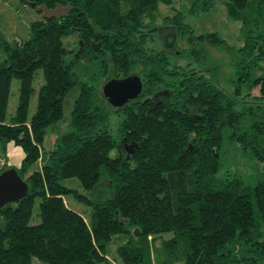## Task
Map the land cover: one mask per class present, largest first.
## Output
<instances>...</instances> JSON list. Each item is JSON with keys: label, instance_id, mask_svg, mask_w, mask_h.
Segmentation results:
<instances>
[{"label": "trees", "instance_id": "trees-1", "mask_svg": "<svg viewBox=\"0 0 264 264\" xmlns=\"http://www.w3.org/2000/svg\"><path fill=\"white\" fill-rule=\"evenodd\" d=\"M27 1L70 9L30 22L25 40L8 44L0 36V148L21 149L15 168L28 187L25 198L0 209V264H30L32 257L47 264H264V70L253 73L264 61V0H219L226 16L241 23L233 94L203 70L170 67L165 50L146 46L158 3L171 0ZM186 1L195 14L215 0ZM162 23L175 39L203 45L189 48L194 60L206 58L207 46L228 50L216 33L195 35L178 11ZM71 34L76 44L68 53L63 38ZM79 62L96 65L87 81L77 76ZM37 69L43 82L26 121ZM132 74L140 93L120 107L92 84ZM12 78L18 101L5 124ZM72 89L70 129L44 149L45 130L62 119ZM111 112L121 115L114 133ZM224 138L261 163L256 179L219 173ZM72 178L107 194L86 197L59 182ZM65 195L89 205L87 222ZM36 198L38 222L30 224ZM116 237L121 242L110 254L106 246Z\"/></svg>", "mask_w": 264, "mask_h": 264}, {"label": "rangeland", "instance_id": "rangeland-1", "mask_svg": "<svg viewBox=\"0 0 264 264\" xmlns=\"http://www.w3.org/2000/svg\"><path fill=\"white\" fill-rule=\"evenodd\" d=\"M188 4L186 0H171L168 5L162 2L158 3V13L155 21V34L153 39L148 41L146 46L154 50H165L169 66H179L182 68H196L203 70V74L218 87L222 88L225 92L233 94L235 70L233 62L237 57V50L242 45L241 23L240 21L229 19L226 16L225 4L214 1V5L206 12H199L195 14H188ZM178 11L183 15V21L189 25L195 35L205 33H216L222 38L227 49L216 48L207 46L206 58L199 56L198 60H194V55L189 54L191 46H203L202 44H190L186 37L175 39L174 31L162 23V18L165 15H171L173 12ZM42 19L41 14L31 7L28 3L22 0H0V36L8 44H14L15 41L25 40L28 37V25L30 22ZM175 40V41H174ZM76 37L71 34L63 38V43L68 53L75 49ZM4 57L0 49V60ZM264 61L259 63V67L254 69L253 73L258 75L263 73ZM75 71L79 80L87 81L93 74L96 73L95 63L79 62L75 66ZM43 82L41 69H37L33 74L31 86L32 93L28 102V109L26 114V121L29 119L35 108V100L38 86ZM102 82L92 81L96 87L101 86ZM18 79L12 78L7 98L5 115L3 123L9 124L15 113V107L18 101ZM77 90L72 89L68 96L64 99L62 104V119L55 125L46 128L42 147L49 149L52 147L53 137L57 133L66 132L70 129L69 126V110L71 107V99L75 96ZM251 94H257V87H255ZM112 108V107H109ZM114 109V108H113ZM121 115L109 114L108 129L114 133ZM113 151L109 155H113ZM4 157L0 148V158ZM22 158V157H20ZM220 168L219 173L228 171L229 173L238 172L243 177L247 174L257 178L261 170V163L258 162L250 153L239 149L235 142L223 139L221 151L219 154ZM18 165V164H17ZM9 166V165H8ZM62 185L68 186L76 190L77 193L91 198H100L106 193V187L98 186V188L89 191L81 187L75 179H62L59 181ZM64 202L71 210L77 212L87 222L90 216L89 205L75 200L71 195L64 196ZM38 199L36 198L32 207V214L29 219L30 224L38 222ZM2 219L0 218V226ZM169 235H165L164 238ZM117 238V237H116ZM114 238L106 246L108 252L111 254L116 245L121 240ZM30 264H47L38 261L32 257Z\"/></svg>", "mask_w": 264, "mask_h": 264}, {"label": "water", "instance_id": "water-1", "mask_svg": "<svg viewBox=\"0 0 264 264\" xmlns=\"http://www.w3.org/2000/svg\"><path fill=\"white\" fill-rule=\"evenodd\" d=\"M22 1L38 11L44 19L64 15L70 9L69 6L58 4L47 8L43 4L36 5L35 1ZM100 88L104 99L110 106L120 107L139 95L141 82L137 75L132 74L123 78H110L104 81ZM126 152L129 153L130 150L126 149ZM27 195V184L20 178L15 167L7 166L0 170V209L6 204L17 203Z\"/></svg>", "mask_w": 264, "mask_h": 264}, {"label": "crops", "instance_id": "crops-1", "mask_svg": "<svg viewBox=\"0 0 264 264\" xmlns=\"http://www.w3.org/2000/svg\"><path fill=\"white\" fill-rule=\"evenodd\" d=\"M4 157L0 158V168L13 166L17 167L21 160L20 157L23 156L21 149L18 146L13 145L12 143H8L5 147V151L3 152Z\"/></svg>", "mask_w": 264, "mask_h": 264}]
</instances>
